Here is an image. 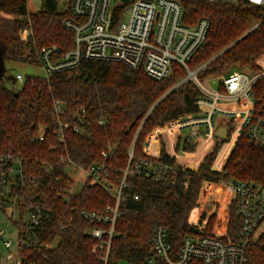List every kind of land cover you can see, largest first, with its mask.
I'll return each mask as SVG.
<instances>
[{"label":"trees","instance_id":"obj_1","mask_svg":"<svg viewBox=\"0 0 264 264\" xmlns=\"http://www.w3.org/2000/svg\"><path fill=\"white\" fill-rule=\"evenodd\" d=\"M58 1L43 0L40 11L29 13L27 0H0V55L5 63L0 77V158L21 159L25 183L18 196L21 219L14 225L22 231L26 206L33 202L54 204L59 215L49 224L56 236L54 245L21 249L22 264H103L102 251H94L97 240L89 233L95 225L78 211L100 212L113 200L102 185L90 180L77 194L57 198L65 186L57 179L67 178L62 158L85 170L104 164L113 181L122 178L128 167L133 170L126 176L128 188L120 204L109 264H150L156 224L168 228L174 257L190 235L239 243L243 220L237 197L224 185L251 182L264 187V153L250 144L246 133L222 172L212 171V165L229 141L231 127L229 137L216 139L197 170H182L164 148L158 160L144 152L153 130L198 111L201 93L192 81H186L184 67L174 63L168 78L156 80L120 62L87 60L49 77L27 76L20 88L8 85L7 62L40 65L41 48L57 45L64 53L74 48V34L64 27L65 20L73 18L70 4L61 11ZM177 1L184 9V23L210 21L205 43L187 64L190 71L204 66L198 73L201 81L237 67L259 69L255 63L264 55V7L246 2ZM26 30L29 36L24 39ZM76 126L80 132L73 130ZM194 149V145L185 146L186 151ZM141 159L176 167L178 172L162 170L163 179L155 180L147 166L138 175L134 167ZM34 176L39 178L38 186L31 185ZM245 254L246 264H264V234L251 239ZM156 264L166 263L157 260ZM190 264L203 263L193 259Z\"/></svg>","mask_w":264,"mask_h":264},{"label":"built area","instance_id":"obj_2","mask_svg":"<svg viewBox=\"0 0 264 264\" xmlns=\"http://www.w3.org/2000/svg\"><path fill=\"white\" fill-rule=\"evenodd\" d=\"M205 1L235 4L246 2L264 7V0ZM125 6H129V9ZM121 7L123 10L118 21L116 15ZM70 8L73 18L66 19L64 27L74 34V48L65 53L57 45L41 48L38 59L46 77L78 68L87 60H100L116 61L134 69H142L149 77L162 80L172 74L174 63L179 64L188 71L186 81H192L201 93L196 102L198 111L178 119L182 121V129L188 132L186 141L191 144L200 141L203 148L210 142L213 144L218 130L217 119H225L229 124L225 127L227 138L230 127L233 128L230 141L237 144L246 133L250 144L264 153V55L256 61L259 68L256 71L237 67L228 74L209 78L208 84H205L198 78L203 66L190 71L187 64L205 43L210 21L201 18L193 25L184 23V9L179 1L130 0L129 3H123L117 0L114 3L113 0H71ZM127 13L130 18L124 22L122 20ZM28 36L27 30L22 32L24 39ZM24 80L25 77L18 74L14 84H23ZM73 130L80 132L77 126ZM43 139L41 136L40 140ZM148 156L158 160L160 155ZM194 161L186 160L179 164L176 160L182 170L191 169L192 165L196 167ZM62 162L66 164L67 178L57 179L65 185L58 191L57 198H68L79 191L75 189L77 182L70 174V169L74 167V176L78 170L84 171L87 174L85 182L90 180L102 185L113 200V204L100 212L85 209L78 211L80 217L95 225L89 230L90 235L97 240L94 251H102L101 261L109 264L115 225L121 217L120 204L128 188L126 176L133 170L128 167L122 178L113 181L109 179L104 164L85 170L70 160L62 158ZM224 164L218 169L219 172L223 171ZM147 166L154 171L155 180L163 179L160 174L162 170L173 174L178 172L176 167L158 162L151 164L147 159H141L134 171L140 175ZM31 183L32 186H38L39 178L34 176ZM24 185L21 159L11 155L0 158V208L6 211L9 208L13 224L21 219L18 196ZM224 186L231 191V195L237 197V210L243 220L242 240L239 243H227L220 237L190 235L185 237L174 257L168 228L156 224L152 229L153 255L148 259L150 264H156L157 260L166 264H190L193 259H199L203 264L247 263V245L253 237L264 234V187L251 182ZM26 209L22 231L15 226L18 231L17 244L4 240L5 230L0 229L1 264H22L21 249L51 248L54 245L56 236L49 224L59 216L55 205L33 202Z\"/></svg>","mask_w":264,"mask_h":264},{"label":"rangeland","instance_id":"obj_3","mask_svg":"<svg viewBox=\"0 0 264 264\" xmlns=\"http://www.w3.org/2000/svg\"><path fill=\"white\" fill-rule=\"evenodd\" d=\"M70 2H71V0H59L58 4H59L60 10L61 11L68 10ZM42 3H43V0H27L29 13H35V12L40 11L43 7ZM125 8L129 9V6H125ZM129 18H130V14L127 13L123 17L122 21L127 22L129 20ZM6 69H7L6 77H7L8 85L14 84V79L16 78V76L18 74H21L24 77H27V76H45L44 68L41 65L19 64V63H14V62H7L6 63ZM203 82L205 84H208L207 82H209V80L206 79ZM21 85L22 84H19V83L15 84V86H17V88H20ZM216 124L217 125L223 124L225 126H229L228 122L225 121L224 119H217ZM219 133H220V135H223V129H221L219 131ZM232 151H231V153H232ZM227 152L224 155V159H222V161L220 163H218L219 158L217 160L215 159L212 167L215 166L216 172H219L218 169L224 164V162H227V161H225V157L227 156L226 160L229 159L231 153L230 152L227 153ZM201 162L202 161H200L199 164H196V167L200 166ZM74 170H75V168L72 167L70 169V174L73 175L75 181L77 182L75 189L79 190L81 188V186L84 184V182L87 178V174L82 170H78L77 175L74 176ZM215 197H217V195ZM216 202H217V200H216ZM220 203L221 204L223 203V201L221 199L218 200L219 205H221ZM10 215H11V213L9 211V208L7 209V211L0 208V229L5 230L4 240H11L14 244H17L18 231H17L15 225L11 222ZM0 246H2L1 239H0Z\"/></svg>","mask_w":264,"mask_h":264},{"label":"crops","instance_id":"obj_4","mask_svg":"<svg viewBox=\"0 0 264 264\" xmlns=\"http://www.w3.org/2000/svg\"><path fill=\"white\" fill-rule=\"evenodd\" d=\"M181 122H182L181 120H176L170 122L169 124H167L162 128H156L155 130H153L146 139L144 145V152L148 155H160L162 149L164 148L167 154L170 155L171 157H174L179 164L180 163L183 164V162H185L186 160H196L194 162H196V164H199L200 161H202L204 157L207 155V153L210 151L212 145L215 144L216 139L218 138L215 137L213 144L210 142L208 146H204V148L202 146L203 143L202 142L200 143V141L191 144L188 141H186L187 139H185L186 133L188 132H186L185 129H182ZM223 127L226 126L223 124L218 125V130H221ZM187 144L194 145L195 146L194 151L192 152L186 151L185 146ZM227 145L228 146L230 145V147H228V152L230 153L236 146L234 141L229 140L225 142L222 145L216 160L220 158L222 152L224 151ZM226 158L227 156L225 157V161H227Z\"/></svg>","mask_w":264,"mask_h":264},{"label":"water","instance_id":"obj_5","mask_svg":"<svg viewBox=\"0 0 264 264\" xmlns=\"http://www.w3.org/2000/svg\"><path fill=\"white\" fill-rule=\"evenodd\" d=\"M114 3L117 1V0H113ZM123 3H129L130 0H121ZM204 67V66H203ZM5 74V63H4V60L2 58V56L0 55V77H3V75ZM223 129V135H220L219 131H217L216 133V137L218 139H221V140H225L227 138V135H228V131L225 127L222 128ZM191 169L192 170H196V167L194 165L191 166ZM212 171H216V168L215 166L212 167Z\"/></svg>","mask_w":264,"mask_h":264}]
</instances>
